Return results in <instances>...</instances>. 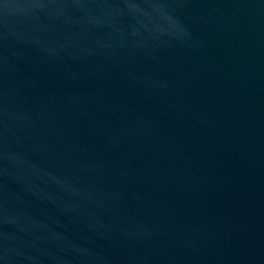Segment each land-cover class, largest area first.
Masks as SVG:
<instances>
[{
	"label": "water",
	"instance_id": "water-1",
	"mask_svg": "<svg viewBox=\"0 0 264 264\" xmlns=\"http://www.w3.org/2000/svg\"><path fill=\"white\" fill-rule=\"evenodd\" d=\"M0 264H264V0H0Z\"/></svg>",
	"mask_w": 264,
	"mask_h": 264
}]
</instances>
